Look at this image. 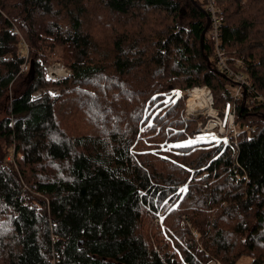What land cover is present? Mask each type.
<instances>
[{"label":"trees","instance_id":"trees-1","mask_svg":"<svg viewBox=\"0 0 264 264\" xmlns=\"http://www.w3.org/2000/svg\"><path fill=\"white\" fill-rule=\"evenodd\" d=\"M205 2L0 0V264H264V0H217L244 100L199 41ZM192 86L234 103L236 151L195 139Z\"/></svg>","mask_w":264,"mask_h":264},{"label":"built area","instance_id":"built-area-1","mask_svg":"<svg viewBox=\"0 0 264 264\" xmlns=\"http://www.w3.org/2000/svg\"><path fill=\"white\" fill-rule=\"evenodd\" d=\"M206 15L208 18L207 31L204 33L205 38L209 39L213 45L214 60L218 66V70L232 80V86L229 88V92L232 94L233 98L243 97L246 90H249V83L243 76L241 71L235 70L233 67H238L241 62V58L228 56L225 52L224 46L220 43V38L218 36V31L221 27L223 16L220 12L216 11L215 0H208L206 5ZM17 54L23 57L22 62L19 65L18 73H23L27 69V59H28V48L26 43L21 37H19V47L17 49ZM231 62L232 65L229 64ZM58 65V64H55ZM69 70L61 66L53 67L48 66L46 68V77L54 80L55 78L68 75ZM195 87L188 89L187 93L189 94L190 90ZM197 88V87H196ZM203 94L205 96V107L198 105L196 102L192 103L191 106H188L187 97L185 99L186 111L190 110V115H202L205 118V121H197V126L195 133H204L207 131H212L215 135L222 136L236 147V136L239 132L237 123L235 121V106L233 102H228L226 106L221 110L220 114L218 111L212 107V97L211 92L208 87L202 86ZM38 92L34 93V96H37ZM257 99H262L260 96L256 97ZM244 100V98H242ZM185 112V111H184ZM188 112L185 113L186 116Z\"/></svg>","mask_w":264,"mask_h":264},{"label":"rangeland","instance_id":"rangeland-1","mask_svg":"<svg viewBox=\"0 0 264 264\" xmlns=\"http://www.w3.org/2000/svg\"><path fill=\"white\" fill-rule=\"evenodd\" d=\"M199 2H201V3H203V0H198ZM208 4V0H206V2H205V4H204V12H205V20L207 19V25H208V18H207V15H206V5ZM215 5H216V11L217 12H220L221 14H222V16H223V21H222V24H221V26L224 24V15H223V11H222V7H221V5L217 2V0H215ZM182 11H184V13L185 14H188L186 11V9L185 10H182ZM204 35V34H203ZM95 40V44L96 43H98V45L100 46V45H102V44H104V42H103V39L102 38H96V39H94ZM55 64H58V65H55ZM48 66H53V67H58V66H61V67H63V68H65V69H68L66 66H65V64L63 63V61L61 60V58H60V47L59 46H56V47H54L53 48V50H52V52L50 53V55H49V57H48V59H47V62L44 64V76L46 77V68L48 67ZM69 70V69H68ZM47 78V77H46ZM47 79H49V81L51 80L50 78H47ZM56 79V78H55ZM26 81V78H25V76H23V75H21L19 78H17L16 79V83L15 84H13V85H17V86H20L21 85V83H23V82H25ZM192 87H201V86H192ZM192 87H189V88H187L185 91H184V101H185V99H186V97L188 96V93H187V91H188V89H190V88H192ZM50 88H52L51 86H48V87H44V88H42V90H45V89H50ZM10 91V89H8V92ZM211 97H212V95H211ZM192 98H193V96H191L190 97V99H189V101L191 102V100H192ZM196 101V100H195ZM194 101V102H195ZM185 103V102H184ZM184 107H185V104H184ZM184 107H183V116L185 117V118H187V119H192L193 121H194V127H193V131L194 130H196L195 128H196V126H197V121H205V118H204V116H202V115H199V114H197V115H190V113H191V111L190 110H188V111H186L185 109H184ZM212 107L213 108H215L214 106H213V98H212ZM216 109V108H215ZM217 110V109H216ZM1 112H2V110H0ZM185 111V112H184ZM218 111V110H217ZM0 112V116L2 115V113ZM186 112H188L187 113V115H189V116H186L185 115V113ZM218 113L220 114V111H218ZM195 132V131H194ZM195 139L197 140V141H213V142H216V141H221V142H229L228 140H226L225 138H222V136H218V135H215L212 131H207V132H204V133H197L196 132V134H195ZM182 220L184 221L185 220V218H182ZM180 224L182 225L183 223L182 222H180ZM160 227H162V226H160ZM192 237L193 238H195V239H197V236H196V234L194 233V232H192ZM247 261H249V258L248 257H246V256H243V257H241L237 262H236V264H246L247 263ZM205 264H221L220 262H217V261H215V260H209L208 262H206Z\"/></svg>","mask_w":264,"mask_h":264},{"label":"bare ground","instance_id":"bare-ground-1","mask_svg":"<svg viewBox=\"0 0 264 264\" xmlns=\"http://www.w3.org/2000/svg\"><path fill=\"white\" fill-rule=\"evenodd\" d=\"M203 94V91H202V88H199V87H195L193 88L192 90H190L189 94H188V97H187V103H188V106H191L192 103H194V101L199 105H202L201 107H205V104H206V101H205V96L202 95ZM193 96L191 102L189 101L190 97Z\"/></svg>","mask_w":264,"mask_h":264},{"label":"water","instance_id":"water-1","mask_svg":"<svg viewBox=\"0 0 264 264\" xmlns=\"http://www.w3.org/2000/svg\"><path fill=\"white\" fill-rule=\"evenodd\" d=\"M206 27H207V19H206L205 25H204L201 33H200V40H199L200 42H202V40H203V34H204ZM205 60H206V64L209 65L207 58H205ZM217 72H219V71H217ZM219 74H221V72H219ZM243 98H244V95H243Z\"/></svg>","mask_w":264,"mask_h":264}]
</instances>
